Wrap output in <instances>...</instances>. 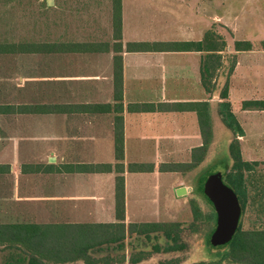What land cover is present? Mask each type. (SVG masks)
<instances>
[{
    "label": "crops",
    "instance_id": "0c3cea01",
    "mask_svg": "<svg viewBox=\"0 0 264 264\" xmlns=\"http://www.w3.org/2000/svg\"><path fill=\"white\" fill-rule=\"evenodd\" d=\"M248 1H221L216 13L209 12L208 0H120L121 50L115 51L119 41L113 37L112 0H44L43 34L54 35L36 43L51 48L9 55L18 66L14 73L22 74L18 86L26 97L9 105L55 106L56 112L7 116L10 129L41 133L38 137L52 144L44 149H0V164L9 166L8 173L0 174V224H55L58 235L70 239L78 225L118 223L115 172L70 168L116 163L114 57H121L122 63L125 225L172 223L159 220L164 214L156 203L155 186H163L164 199L186 198L191 192L183 184L188 173L169 167L190 163L193 151L203 146L202 115L205 135L209 115L211 142L197 169L221 135L228 145L237 139L243 161L264 165V110L242 108L243 102L264 101V0L253 6ZM212 25L227 31L220 33L228 47L218 52L221 65L211 92L201 84L207 52L126 49L128 43L201 42ZM236 41H248L252 49L235 51ZM225 85L240 136L233 135L218 114ZM96 105L111 109H88ZM131 164L150 170L129 172ZM26 165L31 168L22 171ZM37 166V172L32 170ZM180 188L182 196L177 195ZM139 200L155 203L151 209L138 206Z\"/></svg>",
    "mask_w": 264,
    "mask_h": 264
},
{
    "label": "trees",
    "instance_id": "16d2710c",
    "mask_svg": "<svg viewBox=\"0 0 264 264\" xmlns=\"http://www.w3.org/2000/svg\"><path fill=\"white\" fill-rule=\"evenodd\" d=\"M112 27L113 37L119 43L114 45L115 51L121 50V16H120V0H112ZM218 26L212 25L201 42H182V43H128L126 49L128 51H205L207 56L203 61L201 68V84L211 92L214 88L212 82L216 70L221 65V55L218 52L226 51L228 45L226 38L220 33L225 30ZM226 31V30H225ZM227 32V31H226ZM51 48L50 46L40 45L37 43H3L0 44V54H24L38 52ZM54 48V47H53ZM90 49L91 47H84ZM235 51H248L252 49V45L248 41H236L234 43ZM114 93L113 97L116 102L114 107V158L115 165H90V166H75L70 167L77 171L84 172H111L116 174L115 178V217L118 223L109 225L97 226H77L75 234L66 239V235H58L57 226L55 224H0V264H46L45 262H54L57 264H74L78 261H83L84 264H101L102 260H95L89 257L88 251L91 249L90 242L102 245L103 241L116 245L114 250L120 251L124 248V240L126 234L136 230L138 234L148 238L151 233L161 232L165 239L172 242L165 248L160 249L159 246H154L156 253L171 252L180 249L177 245L178 240V224L177 223H131L125 225L124 221V165H123V134H122V63L121 57H114L113 69ZM220 99L223 100L219 104L218 114L221 117L222 123L228 128L233 135L243 134L241 128L234 115L230 111V105L226 102L227 86L225 85L220 91ZM242 108H255L264 110V101H247L242 103ZM88 109L94 112H108L110 105L90 106ZM55 106H31V105H0V115L13 114H49L55 113ZM202 133L203 146L195 149L192 154L191 162L188 164L171 165V172H189L197 168L203 161L207 152V147L211 142V124L208 115L206 121V135L204 134V117H199ZM227 163H223V167L219 171L211 174H220L223 181L236 194L240 207L243 210L246 201V173L253 169V166L258 165L257 162L243 161L239 144L234 138L227 147ZM30 169L31 166H22V171ZM36 172L39 167H32ZM129 172H143L146 169L141 165H128ZM162 170V168H161ZM9 172L8 165L0 164V174ZM210 174V175H211ZM207 174H205L206 177ZM199 176L200 180L195 186V192L202 195V183L205 179ZM206 199V198H205ZM209 203V201L206 199ZM210 204V203H209ZM194 207V205H193ZM193 218L198 219V213L193 209ZM214 215L209 220H213ZM93 229L90 230V228ZM95 228V229H94ZM100 229V230H98ZM63 243L64 245H62ZM227 251L222 253L216 261L197 262L192 264H222L226 261L232 263L246 264H264V230L243 231L238 227L232 240L225 245ZM224 248V247H223ZM5 254L3 256L2 254ZM28 253V254H27ZM3 257V258H2ZM132 264H137L138 260L131 261Z\"/></svg>",
    "mask_w": 264,
    "mask_h": 264
},
{
    "label": "rangeland",
    "instance_id": "374dc122",
    "mask_svg": "<svg viewBox=\"0 0 264 264\" xmlns=\"http://www.w3.org/2000/svg\"><path fill=\"white\" fill-rule=\"evenodd\" d=\"M43 1L0 0V44L36 43L50 34L54 35V32L47 35L43 34V22L40 20V6ZM221 1L225 4L231 2L235 4L244 0H208L209 12L220 11L219 4ZM248 2L253 6V4L257 5L260 0H250ZM17 69L18 66L13 57L0 54V105L13 104L26 98L23 88L18 86V78L22 74H15L14 70ZM8 122L7 115H0V149H44L45 145L52 144L49 141L44 142L40 139L38 136L41 133L34 132L35 134H32V130L25 128L16 129V131L14 128L10 129ZM228 142L224 135L215 138L201 167L185 172L188 174L184 178L183 184L191 188V192H188L186 198L164 199L162 197L163 186L161 185L159 188L155 186L157 193H159V201H156V203L159 205L160 202V210L164 214L162 219L159 220L179 225L177 245L181 246L180 249L156 253L154 251L155 245L163 249L168 244L171 245L172 242L167 241L161 232L151 233L147 238L134 230L126 234L124 248L120 251L114 250L116 246L114 244H106V241H103L102 245H99V243L91 240V249L88 251L89 257L102 260L101 264H132L131 261L133 260H138L137 264H192L202 261H216L222 253L227 251L228 247H213L209 244L208 239L214 227L215 213L211 204L202 195L195 192V186L200 180L199 176L205 177V174H207V177L216 171L221 172L220 170L224 166L223 163H227L226 147H228ZM156 190L153 191L156 193ZM137 195H139V191ZM171 198H173L172 195ZM151 202L155 203V201ZM151 202L142 203L139 200L137 204L138 206L140 204L148 205L152 209ZM168 202L170 205L169 212H167ZM245 202L244 209H241L238 227L240 226L243 231L264 230V165L253 166V169L246 173ZM190 204L196 208L198 219L193 218ZM212 215H214L213 220H209ZM2 255L5 256L6 253ZM45 263L57 264L54 262ZM74 264H84V262L78 261ZM222 264L246 263L226 261Z\"/></svg>",
    "mask_w": 264,
    "mask_h": 264
},
{
    "label": "water",
    "instance_id": "95a60500",
    "mask_svg": "<svg viewBox=\"0 0 264 264\" xmlns=\"http://www.w3.org/2000/svg\"><path fill=\"white\" fill-rule=\"evenodd\" d=\"M180 188L177 195L183 193ZM202 192L215 213V223L209 236L213 247H224L234 237L239 224L241 207L234 191L223 181L220 174L205 177Z\"/></svg>",
    "mask_w": 264,
    "mask_h": 264
}]
</instances>
